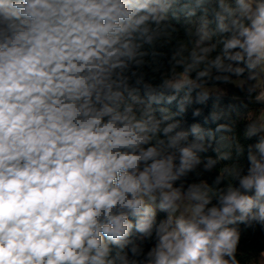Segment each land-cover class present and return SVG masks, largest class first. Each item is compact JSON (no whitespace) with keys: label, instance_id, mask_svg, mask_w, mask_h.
<instances>
[{"label":"clouds","instance_id":"1","mask_svg":"<svg viewBox=\"0 0 264 264\" xmlns=\"http://www.w3.org/2000/svg\"><path fill=\"white\" fill-rule=\"evenodd\" d=\"M179 2L0 0V264H240V226L264 232V0H186L155 83ZM210 83L260 105L211 185L189 176L232 153L182 126Z\"/></svg>","mask_w":264,"mask_h":264},{"label":"trees","instance_id":"2","mask_svg":"<svg viewBox=\"0 0 264 264\" xmlns=\"http://www.w3.org/2000/svg\"><path fill=\"white\" fill-rule=\"evenodd\" d=\"M186 0H180V2L173 9V12L177 14L176 18H172V13H169L170 22L179 28L178 36L173 34L174 39L166 47H157L155 49L157 55L152 56L151 54L146 57L147 66L142 71L146 74V79L154 80L155 83H159L160 79L164 76L170 75L169 57L171 51L180 42V39L184 38V23H185V4ZM163 42V38L161 40ZM147 48V46H145ZM151 53V50H149ZM179 71V69H178ZM210 84H222L223 83H210ZM230 86L231 94H222L219 92L211 91V98L204 105H193L194 107H200L202 113L199 117H193L192 108H189L186 115L182 117L183 128L188 129L193 123H199L206 131V141L210 144L207 152L201 153L203 157L217 158L218 153L214 151L219 147L221 153L231 152L232 158L229 160H219L217 165L211 172H206L202 177L198 178L195 174L189 176V181H196L198 179L206 180L210 185L217 175H220L223 169L231 167L237 162V156L235 151V145L239 142L245 148V156L239 157L240 163H246V151L249 143H254V140H245L243 138V131L245 127V116L251 109L260 107L258 103L253 100L245 98L244 94L241 93L237 87L233 84H227ZM170 109L175 112V103ZM216 111L221 114V118L215 123L208 120L210 114ZM218 124H226L232 127V132H216L215 129ZM211 130V136L207 135V131ZM221 137H225L221 141ZM202 170V165L198 168V171ZM227 183V181H225ZM223 186V185H221ZM163 216V214H159ZM242 229L241 240L238 245L237 259L240 264H250L252 260H259L261 251H264V232L260 231L259 227L253 232L252 230H243V225L240 226Z\"/></svg>","mask_w":264,"mask_h":264},{"label":"rangeland","instance_id":"3","mask_svg":"<svg viewBox=\"0 0 264 264\" xmlns=\"http://www.w3.org/2000/svg\"><path fill=\"white\" fill-rule=\"evenodd\" d=\"M235 79V78H234ZM207 87L211 91L219 92L222 94H231L232 90L229 85H222V84H208Z\"/></svg>","mask_w":264,"mask_h":264}]
</instances>
